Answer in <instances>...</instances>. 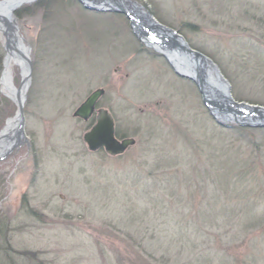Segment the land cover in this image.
Masks as SVG:
<instances>
[{
    "label": "rangeland",
    "instance_id": "obj_1",
    "mask_svg": "<svg viewBox=\"0 0 264 264\" xmlns=\"http://www.w3.org/2000/svg\"><path fill=\"white\" fill-rule=\"evenodd\" d=\"M85 1L13 10L29 50L22 107L2 80L14 34L0 30V132L18 115L25 137L0 159V264H264V126L215 118L204 104L206 85L222 88L215 73L198 78L185 55L192 66L178 70L175 48L150 45L111 12L120 1ZM133 2L216 66L232 98L264 109V0ZM98 89L96 104L133 139L118 156L91 151L93 115H75Z\"/></svg>",
    "mask_w": 264,
    "mask_h": 264
},
{
    "label": "water",
    "instance_id": "obj_2",
    "mask_svg": "<svg viewBox=\"0 0 264 264\" xmlns=\"http://www.w3.org/2000/svg\"><path fill=\"white\" fill-rule=\"evenodd\" d=\"M81 1L86 4L85 0H81ZM110 1L112 0H105L102 2H106L107 4H109L108 2ZM122 11L127 12L131 16L134 15L135 17L137 14L136 13L137 11L130 10L127 8H124V10ZM133 12H135V14H133ZM134 16L130 19L131 20L134 19L135 18ZM140 18H143L144 20L142 22L141 19H138V20H141V24L147 27V31H145V34L151 37H153L152 35L154 34L155 36L157 35L160 38L161 41H158L159 47H161L164 50H167L168 48L169 49L175 48V50H177L174 52H172L173 50H169L170 52H172L171 55L174 56V53L178 52L181 56L185 55L189 59L193 60V62L198 61V60L202 61L203 59H205L204 57L198 58L196 56L187 54L186 52H184L183 49H180L179 48L180 45L178 44V41H177L180 38L177 36L176 32H174L172 29L166 26H163L156 21H153L154 19L148 16H144ZM132 25L133 27L135 26V24L133 23ZM7 26L11 27L12 23L7 24ZM8 31L9 33L12 34L13 33L12 27L9 28ZM13 34L16 35V32H14ZM180 40L183 44H185V39H180ZM196 71L198 72L199 70H196ZM103 92L104 91L102 89H98L95 92H93L76 110L75 115L80 116L81 118L88 119L90 115L92 114V112L94 111L96 102L99 99V97L103 94ZM214 92L217 93L216 91ZM211 96L212 98L210 97L207 100V102L209 101V102L217 103V106L215 107L214 110L215 111L217 110V113L222 118L227 119V120L233 119V121L235 120V121L241 122V124L245 123L248 125H264L262 124L264 120L263 118L264 109L263 108L256 107V106L252 107L244 103L241 104L240 106L234 102L231 95L229 97H224V100L219 99V98H214L213 97L214 95H211ZM223 103H227L230 105H227L228 108H224L226 104H223ZM230 106H235L237 108V111L234 112L232 109H230ZM220 107L222 110L220 109ZM83 139L90 150L94 151V150H98L99 148L104 147L110 155H118V154L123 153L126 150V148L133 142V139L131 138H125L123 140H119L115 137L114 120L111 114L106 109H100L98 111L95 124L88 132L85 133Z\"/></svg>",
    "mask_w": 264,
    "mask_h": 264
},
{
    "label": "bare ground",
    "instance_id": "obj_3",
    "mask_svg": "<svg viewBox=\"0 0 264 264\" xmlns=\"http://www.w3.org/2000/svg\"><path fill=\"white\" fill-rule=\"evenodd\" d=\"M104 1V0H102ZM101 0H89V2H91L92 4L94 5H97V6H100V3L103 5L104 3L106 2H103L102 3ZM117 1H120L119 2V7L120 8H127V9H130V8H136L133 6L134 2L132 0V2H122V0H117ZM22 1L20 0H3L0 2V28H5V26H7V24H10L12 23L11 19H13V10L16 9V7H18V5L21 4ZM109 3V2H108ZM116 4V3H115ZM105 7V5H103ZM130 9V10H132ZM135 11H137L136 13V17L134 19H136V21L134 19L133 20V24H135V28L136 29H140L139 31L141 32L142 31V28H141V25H140V21L142 20V22L144 21L143 18H141V20H138V17L140 15V17H144V16H148L150 18H155L154 16H150L149 12H147V10L141 8L140 6L136 9H133ZM103 11H107V12H110L111 9H105L103 8ZM112 13H119V14H122L126 17L127 19L128 18H132L133 16L129 15L127 12L125 11H122V10H112L111 11ZM135 14V13H133ZM138 16V17H137ZM139 17V18H140ZM157 19L155 18V20L153 21H156ZM137 21L139 22V24L137 23ZM157 22L159 23L160 21L157 20ZM170 28H172V26H170ZM14 38H13V42H11V40L7 37L6 39H8L7 41V50H6V53H7V58L5 60V69H4V72H3V76H2V80L3 82L6 84V90H10L9 92L11 93L12 90H14L15 94H14V97L16 99V102H17V105L19 107H22L23 105V98H24V95L28 89V86H29V70H30V67L28 65V58L27 56H29V50L26 49V46H20L21 43L23 44L22 42V39H20V36L18 35H13ZM20 43V45H19ZM171 53L169 51V55L171 57ZM17 55H20L21 58ZM23 57V58H22ZM171 64L173 63L176 68L178 70H180L181 72L188 68V67H191L192 64L190 63V66H188L187 64H184V59L182 58L181 55H179L178 52H175L174 53V56L171 57ZM193 61V60H191ZM207 61V60H206ZM200 62V63H199ZM205 61H195L193 62L195 64L194 68L191 67V71L194 72V75H196L198 78H199V73H197L196 70H207L211 72V75H213L215 73L216 76H220V74L217 72V67L214 66L213 64H210L208 66H206V62L203 63ZM13 66H18L19 69H20V72H21V84L16 87L13 82H12V69H13ZM215 76V77H216ZM212 76V80L214 83H216V86H219V87H222L220 90L219 89H216V92L215 93L214 91H211V87L209 85H206V88H205V94L207 95V97H211V95H214L213 97L214 98H219V99H222L224 100V97H229L230 94L228 92V86L227 85H220V79H217ZM12 95V94H11ZM227 101V100H225ZM236 104L240 105L242 104V100H237V101H234ZM215 109V108H213ZM214 112L217 113V110H213ZM21 123V118L20 116L17 115V117H13L12 119H9L8 123L6 124V126L2 129V131L0 132V155H2L3 153H5L6 151H9L10 150V147H14L16 146L17 143H21L25 137H24V134L21 130H18V128L16 126H18L19 124ZM12 149V148H11Z\"/></svg>",
    "mask_w": 264,
    "mask_h": 264
},
{
    "label": "trees",
    "instance_id": "obj_4",
    "mask_svg": "<svg viewBox=\"0 0 264 264\" xmlns=\"http://www.w3.org/2000/svg\"><path fill=\"white\" fill-rule=\"evenodd\" d=\"M1 71H2V52L0 50V75H1ZM4 102H5V99L2 96L1 91H0V125H1V122H2V116H3L2 115L3 114V112H2V106H3ZM123 137H125V136H123ZM183 238H185V237H183Z\"/></svg>",
    "mask_w": 264,
    "mask_h": 264
}]
</instances>
